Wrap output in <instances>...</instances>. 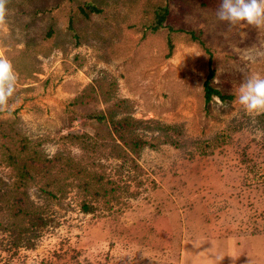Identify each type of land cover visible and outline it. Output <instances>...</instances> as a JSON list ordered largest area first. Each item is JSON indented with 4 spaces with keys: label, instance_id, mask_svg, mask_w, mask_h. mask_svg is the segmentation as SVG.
<instances>
[{
    "label": "rangeland",
    "instance_id": "374dc122",
    "mask_svg": "<svg viewBox=\"0 0 264 264\" xmlns=\"http://www.w3.org/2000/svg\"><path fill=\"white\" fill-rule=\"evenodd\" d=\"M219 2L7 0L0 56L18 79L0 111V264H264V115L237 100L264 76V28L218 22ZM209 56L232 97L206 104ZM123 116L139 146L113 133ZM8 155L31 165L42 226L10 217ZM246 237L256 248L229 249Z\"/></svg>",
    "mask_w": 264,
    "mask_h": 264
},
{
    "label": "clouds",
    "instance_id": "9594fccd",
    "mask_svg": "<svg viewBox=\"0 0 264 264\" xmlns=\"http://www.w3.org/2000/svg\"><path fill=\"white\" fill-rule=\"evenodd\" d=\"M6 3L7 0H0V25L5 23ZM215 17L218 22L229 26L244 23L264 28V0H220ZM17 79L12 63L0 56V111L7 108L8 100L16 90ZM237 100L248 115H264V76H248L239 89Z\"/></svg>",
    "mask_w": 264,
    "mask_h": 264
},
{
    "label": "trees",
    "instance_id": "16d2710c",
    "mask_svg": "<svg viewBox=\"0 0 264 264\" xmlns=\"http://www.w3.org/2000/svg\"><path fill=\"white\" fill-rule=\"evenodd\" d=\"M89 8H91L93 11H99L98 8H96L94 5H89ZM160 11H157V18L156 21L154 22V24L151 25V29L155 30L158 27L163 26L164 21L166 19V15L168 13V8L166 6H162L161 8H159ZM187 33H189L191 35V37L193 39L198 40L200 43H202V41L199 39V37L197 36V34L192 31V30H185ZM210 61H211V56H209V67H208V74L203 82V97H204V101L206 104H209L211 102V100L213 99V97H217L222 101H225L227 99H230L232 97V95L230 94H225L223 92H221L219 89H216L211 83H212V78L214 76V70L211 68L210 66ZM99 122L104 121L103 116L101 114H98L96 116H94ZM134 120L129 117V116H123L120 119H117L115 121H112V131L113 133L117 136V140H121L124 144H127L129 146H139L141 144L140 140L138 138L132 137L130 138V136L126 135V130L133 126L134 123H132ZM117 143L115 142V144H113L114 146ZM8 159H9V163H15L16 164V169H17V173H18V184H17V191H18V187L21 185L23 187V189L21 190V192L16 191V195L13 194L11 196V198L8 200V202H10L9 204V213H10V217L14 220L20 219V215L24 214L28 217V220L30 222H32V225H36L37 227L42 226L45 222H42L41 219V215L40 212H38V209H36L35 207L31 206L28 200V196L25 197L24 191L25 189H27L29 187V182L25 181V180H29L32 183V181L34 180L35 176L33 173H31L30 170V164H28V162H24L21 165L16 163V159L13 158L12 156L8 155ZM59 160V157H55L52 159L49 158H43L42 161L40 163H38L39 168L36 169V171L38 172V175H47L49 171H51V169L54 167V162ZM68 162V161H66ZM69 163H72V161L70 160ZM74 164V163H73ZM75 166V165H74ZM91 178V177H90ZM95 179V177H94ZM101 178H97V181H100ZM89 185L90 182L86 181L84 186L86 187V190L90 191L89 189ZM101 189L105 192L106 189L101 187ZM47 194H51L52 196H54V194L50 191L47 190L45 187L42 190ZM15 192V191H14ZM94 194L98 195V191L94 190L93 191ZM86 208V205H84V209ZM13 224H11V230L12 232L15 230H18V225L16 224L15 221ZM21 230V229H20Z\"/></svg>",
    "mask_w": 264,
    "mask_h": 264
},
{
    "label": "crops",
    "instance_id": "0c3cea01",
    "mask_svg": "<svg viewBox=\"0 0 264 264\" xmlns=\"http://www.w3.org/2000/svg\"><path fill=\"white\" fill-rule=\"evenodd\" d=\"M250 238H248V237H246V240L244 241V240H242L241 242H239V244L237 243L236 244V242H235V244L233 245V243L232 242H228L227 241V244L229 245V249L231 250V248H234V251L236 252V253H238L239 251H243L242 249H247V250H252L253 248H256L254 245L256 244L255 242H253V243H250V241L252 240V239H250ZM244 241V242H243ZM225 247V246H224ZM239 250V251H238ZM247 250H246V252H247ZM238 251V252H237ZM234 252V253H235Z\"/></svg>",
    "mask_w": 264,
    "mask_h": 264
}]
</instances>
